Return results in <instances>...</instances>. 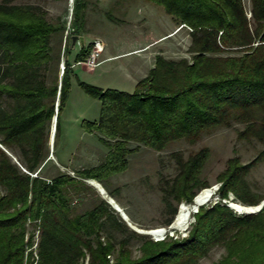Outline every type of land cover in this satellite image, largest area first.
Masks as SVG:
<instances>
[{
	"label": "trees",
	"instance_id": "16d2710c",
	"mask_svg": "<svg viewBox=\"0 0 264 264\" xmlns=\"http://www.w3.org/2000/svg\"><path fill=\"white\" fill-rule=\"evenodd\" d=\"M14 1L0 2V143L27 171L0 147V264H199L217 246L225 254L216 264H264V205L256 213H237L221 201L201 205L187 236L154 240L133 231L101 196L80 213L73 201L93 189L86 179L103 184L127 170L128 156L139 149L131 142L163 151L172 142L195 144L216 129L242 124L238 139L264 145V0H251L250 18L244 0H151L178 26L193 29L191 59L157 55L133 92L79 81L86 94L101 101L99 118L82 125L99 133L109 151L103 163L77 176L53 177L42 175L41 167L50 156L57 110L56 146L71 69L65 61L62 76L48 82L55 61L51 39L67 28L49 21L41 7ZM87 5L74 0L71 34L85 31ZM93 47H82L76 61H85ZM210 155L206 146L187 158L173 153L178 172L162 188L165 225L173 222L178 204L193 203L209 187L201 175ZM263 160L264 149L247 163L238 155L229 158L218 175L219 195L232 193L243 205H259L264 193L252 189L247 176ZM29 223L39 226L35 258L27 253L34 237L26 239ZM108 229L140 238V256L132 257L128 237L103 239Z\"/></svg>",
	"mask_w": 264,
	"mask_h": 264
},
{
	"label": "rangeland",
	"instance_id": "374dc122",
	"mask_svg": "<svg viewBox=\"0 0 264 264\" xmlns=\"http://www.w3.org/2000/svg\"><path fill=\"white\" fill-rule=\"evenodd\" d=\"M141 1L143 0H100V12L98 14L105 19V25L102 27L103 29H99L97 27L99 26L98 23L89 22V25L92 27L89 29L90 32L106 34L108 41L112 44L114 49L130 46L137 41L144 40V36L141 32V35H139L138 38H135L131 35V31L124 30L123 28L125 27L127 29L129 26L128 21H126L129 17L136 16L137 4ZM0 2H2V0H0ZM92 2L93 5L97 4L96 1L92 0ZM13 3L30 4L41 7L47 11L49 21L66 25L67 29L64 32L54 34L51 39L52 55L54 56L55 61L52 63L48 72V82L52 83V81L58 77V74L62 73L63 62L65 63L64 57L67 53V49L69 50L71 46L72 37L74 36L71 34L73 31L71 21L74 0H15ZM244 3L247 9V15L250 18L252 8L251 0H244ZM156 7H158L161 13H163L162 15L165 19H170V16H167L165 13L163 6L157 5ZM93 11L97 12V9L94 7ZM87 17H85L83 26L88 25ZM110 17H113L114 19H110ZM82 22L83 21H81L79 25H82ZM165 25L168 26V22L167 24L165 23L164 26ZM119 26L123 29H118ZM179 27L181 28V26ZM87 32L88 31L85 29V31L78 35L82 38V47H85L92 42L90 40L91 37L87 35ZM85 36L87 42H85L86 39L84 40ZM190 44V31L185 27L183 28V35L182 37H179V39L173 36L168 40L159 42L158 55L162 54L167 58L173 59H179L182 57L191 59V53L188 50ZM138 60L139 56H133L123 58L119 61H122L121 63L123 64H126L127 61H129L128 64H132ZM135 64L136 63L133 65L135 66ZM134 66H132V71L135 69ZM103 67L104 66H101L98 69H102ZM141 74L142 73H140L139 77L142 76ZM131 76V74L107 73L106 75H101L99 77L97 73H88V80L84 81L102 88H115L130 92L132 81ZM78 91L83 93L86 97L85 100L82 99ZM57 105L58 101H56V106ZM100 109L101 101L99 99L87 95L79 85L73 89L72 99L70 102H66L65 108L61 114L60 131L57 137L56 146H50V154H52V156H49V162H46L41 167L42 175L53 177L60 172H67L72 176H77V173L80 170L100 165L105 161L109 148L100 141L99 133H89L82 125L84 120L98 119ZM52 128L53 123L51 134L53 132ZM241 128H243L242 124H234L231 127H222L209 134H205L195 144H191L182 139L172 142L163 151H156L143 144L131 142L130 147H138L139 149L128 156L129 167L127 170L112 175L106 179L102 185L109 195L110 193L114 194L112 197L117 200L128 214L130 218L129 221L135 226V229L130 227L133 231L139 234L149 235L154 239L153 235L147 234L145 231L165 228L168 237H185L189 233L191 224L195 221L194 215L196 212L192 213L190 224L185 229L179 230L173 226H171V230L169 229L170 225L175 222L180 208L185 202L178 204V211L173 222L170 225L164 224V221L168 218L169 214L166 212L165 203L163 201L162 188L166 186L165 182L172 180L178 172V164L173 157V153L180 152L185 158H187L192 152H195L204 146L209 147L211 149V155L203 168L201 177L208 181L209 187L207 188L216 189L214 190L213 197L203 205L212 204L218 201L228 205L226 200L233 202V205L234 203L243 205L241 202L236 201L235 195L232 193L229 194L228 198H222L218 193L221 185V183L218 182V175L226 168L227 160L229 158L238 155L242 163H247L258 156V154L264 149V145L256 139L250 141L238 139L237 130ZM0 147L8 151L1 143ZM16 153L19 158L20 154L18 152ZM56 154H58L60 158L63 156V162L65 164H69L70 161L71 164H69V166L71 168L65 169L60 167L55 159ZM12 158L21 168L23 167L15 155H13ZM23 170L27 171L25 168ZM247 179L252 189L264 193V160L251 170ZM207 188L202 189L197 195ZM93 189L94 192L87 190L80 196L74 198V207L77 212L80 213L90 209L95 202L98 201V195H101L97 189L94 187ZM174 203L176 204V202ZM193 203L186 204L191 205ZM230 208L239 213L236 208ZM28 226L29 228L26 239L32 233L34 237L32 245L27 249V253L32 252L34 256L33 258H35V256L37 257L36 250L39 241V226L32 223H29ZM169 230L173 231L174 235H170L171 233L168 232ZM109 234L115 239V241H119L124 237L129 238L128 233L123 234L116 230L108 229L103 232V239L108 238ZM141 244L142 240L140 238L134 236L129 238V247L132 250V257L136 258L140 256ZM224 254V247L217 246L213 248L207 256L201 258L199 264H216ZM112 258L114 257L112 256ZM86 264H88V260L86 261Z\"/></svg>",
	"mask_w": 264,
	"mask_h": 264
},
{
	"label": "crops",
	"instance_id": "0c3cea01",
	"mask_svg": "<svg viewBox=\"0 0 264 264\" xmlns=\"http://www.w3.org/2000/svg\"><path fill=\"white\" fill-rule=\"evenodd\" d=\"M86 1L88 3L87 9H86L87 10L86 14L88 15V17L86 15L88 25L85 26V29L88 31L87 35H89L91 37L90 40L92 41L91 43H93V44H95V41H97V40L101 41L104 44V50H103V53L101 54V57L99 59V61H100L99 65H97L95 67H88L84 64L83 61H79V62L76 61V56L78 55V53L80 52V50L82 48V45H81L82 38L80 37L76 41L75 45H73V40H72L71 46H70L69 50L67 49V53L64 57L65 61H67L70 64V69H71V89H70L69 98H68L69 102L72 99L73 89L77 85H79V81L88 80L87 79L88 73H92V74L97 73L99 77L101 75L104 76L107 73L108 74H117V73L131 74L132 75L131 78H132L133 82L131 81L130 92H133L135 90V87H136L138 81L141 80L142 78L146 77L148 75V73L150 72V70L155 66L156 56L158 55V51H159L158 50L159 42L168 40L169 38H171L173 36H175L177 39H179V37H182V35H183V28H185V26L180 25V26H182L180 28L178 26V24L176 23L175 19L173 18V16L168 14L164 7H163L164 11L167 14V16H170V19H165V17L162 15L163 13H161V11L158 9V7H156L157 5H160V4L153 2L151 0H143L139 4H137L136 16L129 17L128 20H126L129 23L128 24L129 26L127 27V29L125 27H123V28H124V30L131 31V35L135 38H138L139 35L142 34L144 36V40H142V41L136 40L137 42H135L134 44H132L130 46L119 47L118 49H114L112 47V44H110V42L108 41V37L106 34H102V33L100 34L97 32H90V30H89L90 28H92L89 25V22L90 23L91 22L98 23L99 26H97V27L99 29H103L102 27H104V25H105L104 24L105 19L98 14L100 12V8H99L100 0H93V1L97 2L96 5H93L92 0H86ZM154 4H156V5H154ZM94 7L97 9V12L93 11ZM110 19H114V18L110 17ZM167 22H168V26L167 25L164 26V24L165 23L167 24ZM120 28H121V26L118 27V29H120ZM123 28H121V29H123ZM140 32H141V34H140ZM85 39H86L85 42H87L86 36L84 37V40ZM133 56H139V60L134 62L137 64V65L135 64V66L133 65L134 63L128 64L129 61H127L126 64L125 63L123 64V63H121L122 61L121 62L119 61L123 58H128V57H133ZM101 66H104V67L102 69H98ZM132 66H134V68H135L134 71L131 70ZM140 73H142L141 77H139ZM62 74H63V72L60 74V76H62ZM84 82H86V81H84ZM103 88H105V87H103ZM78 93L82 97V99H84V100L86 99V97L83 95V93H81L80 91H78ZM68 101H67V103H68ZM55 159L57 160V164L60 167L65 168V169L71 168L69 166V164H71V162L69 161V164H65L63 162L64 161L63 156H62V158H60L58 156V154H56ZM49 160L50 159L48 158L47 163L49 162ZM88 180L90 183L88 182ZM92 180L96 183H99L98 181H96L94 179H86L85 181L88 184H90L92 187L97 189V191L102 196V198H104L106 200L109 199V197L113 198V197L109 196V194L107 193L106 190H105L106 191L105 193L107 194V197H105V195H102L100 193V191L98 190V188L91 184ZM100 185L102 186L101 183H100ZM89 190L93 191L94 189H89ZM98 198H99V195H98ZM113 199L115 200L116 204L120 208H122V206L117 202V200L115 198H113ZM112 208L120 215L119 211H117L113 206H112ZM122 210L125 211L123 208H122ZM121 218L123 219L122 216H121ZM129 220H130V218H129ZM124 221L126 222V220H124Z\"/></svg>",
	"mask_w": 264,
	"mask_h": 264
},
{
	"label": "bare ground",
	"instance_id": "6f19581e",
	"mask_svg": "<svg viewBox=\"0 0 264 264\" xmlns=\"http://www.w3.org/2000/svg\"><path fill=\"white\" fill-rule=\"evenodd\" d=\"M53 129H54V124H53ZM92 183L98 189H100V191H103V195H105V197H107V194L105 193L106 191H104L105 189H103V187L99 183H96L93 180H92ZM215 189L216 188H207V189L203 190L199 195H197L196 201L191 205L186 204V203L182 204L180 211H179V214L177 215L175 222L172 224V226L174 228L179 229V230L185 229L190 224L192 213L195 212L196 207L198 206V208H199L201 205L207 203L213 197ZM109 199H110V197H109ZM111 199H113V198H111ZM114 204H116L115 201H114ZM233 206H234V208L237 209V211H241V212L250 211L251 207H252V206H243L239 203H234ZM149 232H151V234L153 233L154 235L161 236V235L166 233V229L165 228H157V229L149 230Z\"/></svg>",
	"mask_w": 264,
	"mask_h": 264
},
{
	"label": "water",
	"instance_id": "95a60500",
	"mask_svg": "<svg viewBox=\"0 0 264 264\" xmlns=\"http://www.w3.org/2000/svg\"><path fill=\"white\" fill-rule=\"evenodd\" d=\"M80 37L78 36V35H74L73 37H72V40H73V45H75V43H76V41L79 39ZM56 122H57V110H56V115L54 116V118H53V124H54V129H53V132H52V134H51V139H50V146H52L53 147V145H54V138H55V130H56ZM8 152V151H7ZM9 153V152H8ZM10 154V153H9ZM11 155V154H10ZM50 156H52V154H50ZM88 182H89V180H88ZM90 183V182H89ZM92 185H94L93 183H91ZM100 184V183H99ZM95 186V185H94ZM104 189V188H103ZM99 191H100V189H98ZM105 191V190H104ZM101 192V194L103 195V191H100ZM196 197H197V195L195 196V198H194V202L196 201ZM108 200V202L117 210V211H119L120 212V215L123 217V219L124 220H126V222L128 223V225L130 226V227H132L133 229H135V227L133 226V224L131 223V221H129V216L127 215V213L125 212V211H123L122 210V208H120L119 206H117L116 204H114V199H107ZM263 205H264V201H262L259 205H256V206H252L251 207V210L250 211H245V213H256V212H258V211H260L261 210V208L263 207ZM198 210H199V208H198V206L196 207V209H195V212H198ZM173 224V223H172ZM172 224L170 225V228H171V226H172ZM145 233H147V234H151V232H149V231H145ZM153 234V233H152Z\"/></svg>",
	"mask_w": 264,
	"mask_h": 264
},
{
	"label": "built area",
	"instance_id": "2783aa9c",
	"mask_svg": "<svg viewBox=\"0 0 264 264\" xmlns=\"http://www.w3.org/2000/svg\"><path fill=\"white\" fill-rule=\"evenodd\" d=\"M183 26H185L190 32L193 31V29L190 26H187L184 24H183ZM103 50H104V44L99 40L95 41V44H94V47H93V50H92L90 56L85 61H83L84 64L88 67H95V66L99 65V63H100L99 59H100L101 54L103 53ZM65 67H66L65 63L63 62L62 72L65 70ZM226 202L228 203V205L230 207L234 208L233 202H229L228 200H226ZM238 212L239 213H245V212H240V211H238ZM169 229L171 230V228H169ZM170 230L168 231L171 233L170 235H174L173 231H170ZM151 235H153L155 240H162V239H165L168 234L166 232L165 234H163L161 236H157L154 234H151Z\"/></svg>",
	"mask_w": 264,
	"mask_h": 264
},
{
	"label": "clouds",
	"instance_id": "9594fccd",
	"mask_svg": "<svg viewBox=\"0 0 264 264\" xmlns=\"http://www.w3.org/2000/svg\"><path fill=\"white\" fill-rule=\"evenodd\" d=\"M64 72V71H63Z\"/></svg>",
	"mask_w": 264,
	"mask_h": 264
}]
</instances>
